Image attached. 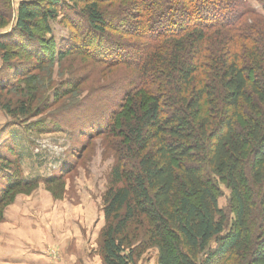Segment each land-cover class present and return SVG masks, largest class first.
<instances>
[{
	"label": "trees",
	"instance_id": "obj_1",
	"mask_svg": "<svg viewBox=\"0 0 264 264\" xmlns=\"http://www.w3.org/2000/svg\"><path fill=\"white\" fill-rule=\"evenodd\" d=\"M14 1L0 0V30L13 22L0 32V58L14 76L3 83L0 74L9 116H27L30 98L4 103L2 93L22 81L35 93L39 71L56 61L90 57L108 71L134 72L107 111L90 106L105 119L88 139L103 138L116 159L104 196L103 264H137L151 249L159 264H264V16L244 0ZM132 19L143 31L124 26ZM53 23L69 29L60 44L48 37ZM110 33L128 41L134 61ZM24 55L28 63H14ZM6 152L0 214L35 186L21 178L11 144ZM220 185L230 191L228 209Z\"/></svg>",
	"mask_w": 264,
	"mask_h": 264
},
{
	"label": "rangeland",
	"instance_id": "obj_2",
	"mask_svg": "<svg viewBox=\"0 0 264 264\" xmlns=\"http://www.w3.org/2000/svg\"><path fill=\"white\" fill-rule=\"evenodd\" d=\"M18 3L19 0L14 1L15 5ZM244 4L264 16V0H244ZM224 8L222 15L227 20L232 15L231 7L226 4ZM116 20L111 22L116 24ZM12 23L0 32L11 31ZM124 26L143 31L134 19ZM52 30L48 37L59 44L69 37V29L59 23H53ZM108 39L117 44L116 51L136 59V53L121 35L110 33ZM90 50L95 52L92 47ZM96 55L105 60L113 58ZM21 59H14V63L29 61L25 55ZM10 71L0 58L3 83L14 77L9 75ZM39 72L33 85L37 88L35 93L31 92V85L28 88L22 81L18 91L13 86L12 92H3L1 97L2 102L10 99L14 104L24 97L30 98L27 116L12 117L0 108V154L6 156V146L11 144L21 157V178L35 186L17 193L1 210L0 264H103L104 196L116 159L104 146L103 138L92 142L88 139L89 128L105 119H97L90 106L107 111L114 104L115 94L118 101L117 91L121 94L128 88L127 82L134 72L126 67L108 71L103 63L90 57L69 58L60 64L56 61ZM114 82H119L120 89L115 85V91L106 94L103 87L109 89ZM74 86H81L76 93ZM89 112L88 121L85 116ZM38 128L46 131L39 132ZM219 188V205L228 209L230 191L224 185ZM137 264H159L158 250H148Z\"/></svg>",
	"mask_w": 264,
	"mask_h": 264
}]
</instances>
